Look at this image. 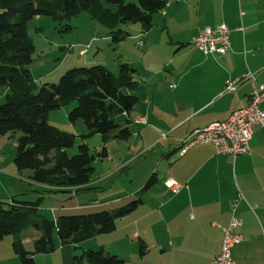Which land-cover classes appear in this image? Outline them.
Masks as SVG:
<instances>
[{
  "label": "crops",
  "instance_id": "0c3cea01",
  "mask_svg": "<svg viewBox=\"0 0 264 264\" xmlns=\"http://www.w3.org/2000/svg\"><path fill=\"white\" fill-rule=\"evenodd\" d=\"M220 23L229 29L230 44L224 54L205 55L192 46L203 27L213 28ZM135 29L137 32L128 33L132 46L127 52L139 57L141 67L135 62L126 63L135 70L136 82V87L126 93L138 99L127 117L131 136L126 141L110 140L106 144L107 158L108 148L123 142L125 166L151 151L161 169L143 173L136 184L133 172L127 174L135 186L110 203L117 206L115 211L136 199L140 203L116 220L114 231L78 245L62 246L57 237H52L54 252L35 255V263L37 256L51 255L52 264H71L76 249L99 239V248L129 264H210L220 252L222 230L234 216L240 220L236 232L242 240L232 246L231 258L236 264H264V130L256 128L248 153L236 157L219 155L210 144H195L184 151L179 148L192 131L223 122L233 110L244 107L252 85L264 83V0H169L163 11L153 17L151 28L144 32L139 25ZM86 46L89 49V44ZM60 51L66 53L68 49ZM248 73L253 80L244 79L234 92L225 91L227 80ZM259 106L264 109V101ZM149 173L156 182L143 190L146 183L142 186V182ZM6 175L5 179H19L18 184L5 187L1 176L0 192L5 195L0 197L36 199V185L28 180L30 172L18 174V179L12 171ZM114 175L110 171L105 179ZM103 177L91 178L80 191H65L76 198L96 189L105 181ZM171 182L179 187L177 193L172 192ZM122 183L126 184L122 179H113L111 186ZM239 193L241 199L233 211ZM121 201L128 203L123 205ZM101 206L102 203H87L80 208ZM62 209L65 208L50 205L51 217H44L54 221L60 216L56 212ZM39 236L38 230H24L21 237L25 248L30 250L26 244ZM86 248L94 249L92 244Z\"/></svg>",
  "mask_w": 264,
  "mask_h": 264
},
{
  "label": "trees",
  "instance_id": "16d2710c",
  "mask_svg": "<svg viewBox=\"0 0 264 264\" xmlns=\"http://www.w3.org/2000/svg\"><path fill=\"white\" fill-rule=\"evenodd\" d=\"M169 0H0V87L6 92L0 104V137L20 133L16 138L13 164L20 175L29 171L28 180L36 185V199L21 201L16 196L0 197V241L13 239L11 246L20 264H36L34 256L54 252L56 234L59 245H78L92 237L115 230L116 220L129 214L136 199L116 211L100 210L83 215H61L54 221L39 214L47 196L54 191L86 187L95 172L96 160L107 159L106 144L110 140L126 141L131 136L128 116L138 103L126 93L136 87L135 70L120 64L117 73L103 65L73 68L56 84H38L32 79L30 65L35 49L27 34V25L35 17H48L63 33H70L71 18L82 12L107 28L114 43L129 34L120 25L139 24L145 32L155 15L163 11ZM65 52V51H64ZM76 103L69 112L71 125L82 122L86 133L73 135L47 123L49 114L63 105ZM100 135L101 145L91 152L84 140ZM81 143L75 155L66 150ZM156 182L154 175L146 182V190ZM33 228L40 232L27 250L21 234ZM144 250L139 245V252ZM71 264H129L103 247L82 250Z\"/></svg>",
  "mask_w": 264,
  "mask_h": 264
},
{
  "label": "rangeland",
  "instance_id": "374dc122",
  "mask_svg": "<svg viewBox=\"0 0 264 264\" xmlns=\"http://www.w3.org/2000/svg\"><path fill=\"white\" fill-rule=\"evenodd\" d=\"M70 26L72 28L70 33H63L57 25L52 22L48 17L38 16L33 18L27 25V34L31 39L35 53L33 55V63L30 65L31 75L35 77V81L38 84H56L60 77L68 70L79 67H90L94 65H103L109 69L112 73H117L119 65L128 63L129 61L135 62V65L141 67V62L138 56L128 54L132 45H129V36L123 41L114 43L109 34L107 28L101 26L96 21L92 20L87 13L82 12L79 15L71 18ZM135 27H139L138 24L127 23L120 25V28L127 33H135L137 30ZM140 30V29H139ZM138 43V42H137ZM89 44V49L86 55L79 56L78 51L83 46ZM137 45V44H136ZM61 48H67L66 53L60 51ZM138 47H135L137 49ZM139 54V53H137ZM6 91L4 87H0V104L3 102V95L1 92ZM76 106V103L69 105H63L59 109L52 111L49 114L47 123L73 135H82L86 133V128L82 122L78 121L76 125H71L68 121L69 112ZM20 133L13 135L0 137V177L3 176L5 187L11 184H18V175L13 164V158L15 153L16 138ZM81 143V140L77 138L74 147L66 150L68 157L76 154L77 146ZM84 143L94 153V149L101 145L100 135H94L84 140ZM121 144V145H120ZM115 146V145H114ZM124 143L119 142L115 148L110 149V157L102 161L96 160L93 164L95 172L92 176L95 179L98 176L104 175V179L108 176V173L112 171L116 175L101 181L96 185V189H90L81 193L78 197H72L68 193H60L52 196L45 197L43 203L39 207V214L51 217L49 214L50 205L56 206L58 210L56 215H83L97 212L98 210L115 211L116 205H112L110 201L115 199L116 196L124 197L125 193H128L136 184V181L142 178L143 173H147L150 169L160 170L161 165L155 155L151 154V151L144 153L140 158L136 159L134 163L125 166V159H123ZM131 161V160H130ZM129 161V162H130ZM131 163V162H130ZM125 166V170L124 167ZM121 168V169H120ZM120 169V170H119ZM12 171L17 174L14 175L18 180L5 179L8 177L7 172ZM132 171L135 181L132 183L131 176L127 174ZM29 172V171H26ZM152 172V171H151ZM150 172V173H151ZM143 180L142 186L146 183L150 174ZM13 178V177H12ZM15 179V178H14ZM113 179H122L126 184L112 187L111 182ZM132 183V184H131ZM18 187H21L18 185ZM27 189V188H26ZM116 189V190H115ZM127 191V192H126ZM11 193V192H10ZM13 193V191H12ZM0 194L5 195L0 192ZM77 196V195H76ZM33 197V198H32ZM35 196L31 195L34 199ZM86 202V203H85ZM87 203H102V206L98 209L93 207L80 208ZM128 203L121 201V204ZM50 204V205H49ZM119 208V207H118ZM55 215V214H54ZM53 238L56 240V234H53ZM104 238V237H98ZM31 244H26L28 249H31ZM93 245L94 249L86 248L88 245ZM100 245L99 239L92 240V243L80 246L76 249L77 253L74 256L80 255L82 249H90L92 251L98 250ZM80 251V252H79ZM0 263L1 264H20L19 258L12 251L11 241L9 237L0 241ZM51 255L37 256V264H52ZM58 264V263H54ZM134 264H139V261H135Z\"/></svg>",
  "mask_w": 264,
  "mask_h": 264
},
{
  "label": "built area",
  "instance_id": "2783aa9c",
  "mask_svg": "<svg viewBox=\"0 0 264 264\" xmlns=\"http://www.w3.org/2000/svg\"><path fill=\"white\" fill-rule=\"evenodd\" d=\"M229 44V29L224 23H220L213 28L203 27L192 40V46L205 55L212 53L224 54L228 50ZM87 50L88 46L83 47L78 54L82 56ZM247 78L253 80L250 73L227 80L225 91L234 92L236 87ZM263 101L264 83L260 85L253 84L248 102L244 107L233 110L223 122H213L189 133L180 143V151H184L195 144H210L219 155L236 157L247 154L253 131L256 128L264 130V109L259 106ZM170 188L173 193H177L179 190V187L172 182ZM240 199L241 195L239 193L232 206L233 211L235 204ZM239 225L240 220L232 216L229 226L222 230L223 239L220 252L212 259L210 264H236L231 258L230 250L232 246L242 240V236L236 232Z\"/></svg>",
  "mask_w": 264,
  "mask_h": 264
},
{
  "label": "water",
  "instance_id": "95a60500",
  "mask_svg": "<svg viewBox=\"0 0 264 264\" xmlns=\"http://www.w3.org/2000/svg\"><path fill=\"white\" fill-rule=\"evenodd\" d=\"M60 193H66V191H54L52 194L56 195V194H60Z\"/></svg>",
  "mask_w": 264,
  "mask_h": 264
}]
</instances>
